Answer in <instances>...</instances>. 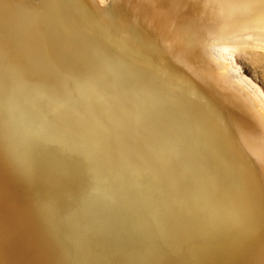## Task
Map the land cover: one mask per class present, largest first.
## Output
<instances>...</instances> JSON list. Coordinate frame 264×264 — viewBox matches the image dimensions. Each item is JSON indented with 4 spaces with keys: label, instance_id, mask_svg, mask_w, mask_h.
<instances>
[{
    "label": "snow or ice",
    "instance_id": "1",
    "mask_svg": "<svg viewBox=\"0 0 264 264\" xmlns=\"http://www.w3.org/2000/svg\"><path fill=\"white\" fill-rule=\"evenodd\" d=\"M77 15L86 31L117 41L87 7L77 6ZM146 92L141 76L86 57L83 40L55 20L23 34L0 26V94L22 122L25 171L70 221L65 264L255 256L243 236L264 237V192L240 187L234 195L239 165L225 143L201 145L163 95L146 106ZM260 257L264 264V238Z\"/></svg>",
    "mask_w": 264,
    "mask_h": 264
},
{
    "label": "bare ground",
    "instance_id": "2",
    "mask_svg": "<svg viewBox=\"0 0 264 264\" xmlns=\"http://www.w3.org/2000/svg\"><path fill=\"white\" fill-rule=\"evenodd\" d=\"M77 6L87 7L117 41L86 31ZM43 20H55L83 40L86 57L106 62L117 74L141 76L147 88L143 103L156 106L163 95L175 108V122L201 145L211 149L224 142L239 165L234 195L240 187L257 196L264 192V101L220 55L264 52V0H0V26L23 34ZM21 141L19 113L0 94V264H65L70 221L55 214L52 201L25 171ZM183 171L190 174L187 167ZM15 194L24 206L14 202ZM262 238L259 231L243 236L254 244L255 256L216 252L204 259L259 264ZM40 242L46 254L33 262L24 246Z\"/></svg>",
    "mask_w": 264,
    "mask_h": 264
},
{
    "label": "rangeland",
    "instance_id": "3",
    "mask_svg": "<svg viewBox=\"0 0 264 264\" xmlns=\"http://www.w3.org/2000/svg\"><path fill=\"white\" fill-rule=\"evenodd\" d=\"M211 49L215 54H220L217 48L211 47ZM220 55L230 63L233 75L239 78L244 85L249 87L264 101V52L260 50H236L235 52L234 50L232 53H223ZM17 195L14 202L18 203L19 206H24L21 198ZM25 216H27V213L24 212ZM31 222L34 224L32 220ZM45 246L46 244H43V242L34 245H25L24 254L28 259L35 262L38 256L40 257V255L46 254L44 252L46 249Z\"/></svg>",
    "mask_w": 264,
    "mask_h": 264
}]
</instances>
